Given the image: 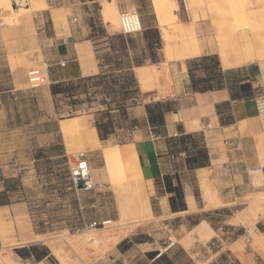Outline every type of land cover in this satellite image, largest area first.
<instances>
[{"label": "rangeland", "instance_id": "1", "mask_svg": "<svg viewBox=\"0 0 264 264\" xmlns=\"http://www.w3.org/2000/svg\"><path fill=\"white\" fill-rule=\"evenodd\" d=\"M12 1L18 3L14 6L17 11L15 14L0 9V22L4 23L0 26V167L6 170V186L12 189V199L19 205L12 212L0 214V253L10 256L12 264H26L25 259L16 252L20 248H11L12 245L20 246L26 242V233L34 229L36 233L32 238L37 239L34 242L40 248H50V258L55 264H97L106 259L111 240L117 243L120 238L146 228V224L153 220L152 207L150 214L143 211V198L147 195L144 183L128 185L124 179L127 176L125 168L119 162L111 164L105 154L109 178L104 177L103 181L108 184L101 187L102 190L96 188L90 192H75L70 182L73 156L80 152L89 154L92 149L89 131L93 127L97 128L96 124L100 125L104 135L113 134L109 147H115L117 143L128 140L134 127L143 123L132 108L152 104L159 95L144 90L134 77V71L126 70L127 67L136 62L150 66L153 62L149 58L159 60L153 64L158 69H154L163 75L153 81L154 88L166 94V88H171L177 80L176 64L187 62L188 59L167 58L162 27L155 15L153 0H102V5H93V14L99 22L102 18L113 36L104 39L105 32L99 27L98 37L94 41L99 50L98 56L109 52L107 47L110 44L116 49L111 58L112 65L108 67L111 72L91 80L62 81L60 79L68 77L72 70L64 69L61 65H50L37 42L32 45L31 38L36 32L26 28L33 11L42 8L39 0ZM212 1L178 0L181 10L176 14L180 22L186 25L192 23L197 29L204 24L213 29V26L221 23L224 28L227 25L234 27L228 23L234 21L231 15L218 13L220 10ZM119 3L125 10L119 9ZM108 6L117 8V24L106 21L104 11ZM135 10L140 14L142 23L146 21L149 25L159 26L161 45L154 44V32L144 34L143 31L135 35L122 32L120 14ZM219 19L223 20L220 22ZM146 37L153 43V49L146 45ZM216 56L220 60L219 55ZM33 68H41L49 77L48 83L37 89L31 88L28 81V72ZM166 70L169 71L167 78ZM195 70L198 73L199 68ZM58 83L64 84L63 89L72 87V90L54 97L51 85ZM71 118H76L78 128L66 135L61 131V123ZM102 150L97 153V165L103 164ZM91 168L97 181V171L94 166ZM250 175L251 180L248 182L254 186L263 184V176L252 172ZM118 181L121 185H116ZM121 202L123 204L119 207ZM237 208L241 211L239 216L248 226L247 235L252 238L251 241L246 238L242 240V248L254 253L257 264H264V192H243V202ZM102 219H112V223H118L105 228L86 229L85 221L90 224ZM200 227L208 228L209 231L202 236L198 231ZM192 233L198 234L200 240H209L213 230L204 222ZM105 234L112 237L110 242L107 240L109 244L100 239L95 242ZM210 245L212 249L216 248L215 244ZM129 258L134 260V264H144L138 261L136 252H132ZM34 263L46 264L44 259Z\"/></svg>", "mask_w": 264, "mask_h": 264}, {"label": "crops", "instance_id": "2", "mask_svg": "<svg viewBox=\"0 0 264 264\" xmlns=\"http://www.w3.org/2000/svg\"><path fill=\"white\" fill-rule=\"evenodd\" d=\"M39 2L42 8L33 11L26 28L36 32L31 38L32 45L37 42L50 65L59 66L64 61V69L72 70L68 77L60 80L111 72L108 67L112 65L116 49L110 44L109 52L98 56L94 41L99 27L105 32L104 39L113 36L102 18L99 22L93 14V5H102V0ZM246 6L250 18L264 23V0H247ZM118 7L125 10L120 3ZM55 15L61 18L59 22ZM143 26L144 34L153 29L160 34L157 24L149 25L145 21ZM146 41L147 46L151 44L150 40ZM204 55L218 53L207 49L201 56ZM142 65L145 64L134 63L131 68L137 80L136 68ZM220 65L224 72L234 71L224 76L220 87L194 90L188 62H180L176 64L177 80L171 88L167 87V95L159 88L146 90L159 95L155 102L168 104L161 122H150L146 105L132 108L143 123L134 127L130 138L117 143L115 148L118 152L127 147L135 151L140 182L144 183L153 220L144 230L120 238L117 243L111 241L113 245H108L106 259L97 264H134L129 258L132 252H136L138 261L144 264H257L254 253L242 248L241 241L252 238L247 235L248 226L239 216L241 211L237 206L243 202V192H264V182L260 186L248 182L252 169L264 164V120L259 117L255 103V97L264 94V61L228 69L221 62ZM197 71H194L196 76L201 78H207L210 73L208 69ZM244 84L249 86L243 89ZM140 86L143 88L141 83ZM207 123L213 127L207 128ZM89 136L92 149L87 160L97 171V189L102 190L101 187L108 184L103 181L104 177L109 178L104 150L112 148L109 142L113 134L101 139L98 129L93 127ZM101 149L103 164L97 165V153ZM5 171L0 167V199H8L5 204L0 200L1 215L19 205L12 199V189L6 186ZM202 178L207 179L205 185L213 196V204L209 205L205 198ZM103 220L106 219L96 222ZM204 222L213 230L209 240H200L198 234L192 233ZM33 235L34 229L26 233V242L12 245L11 249L27 248L28 257L23 259L37 262L32 249L41 248L34 242ZM210 244H215L216 248L212 249ZM45 249L44 257L50 258V248Z\"/></svg>", "mask_w": 264, "mask_h": 264}, {"label": "bare ground", "instance_id": "3", "mask_svg": "<svg viewBox=\"0 0 264 264\" xmlns=\"http://www.w3.org/2000/svg\"><path fill=\"white\" fill-rule=\"evenodd\" d=\"M212 2H215L217 4L216 8H218L217 10H220V11H218V13L219 12L220 13L225 12L223 14L228 13L231 15V18L235 22L234 21H229V22L226 21V22L231 23V25H233L234 27H231V26L228 27V25H227V28H224L221 26V24H222L221 23V24H219V26H213V29H211L208 25H205V24L201 28L197 29L196 26L193 25L192 23H190V25H186V24L180 22V19L176 14V12L180 9V4H179L178 0H153V7L155 10V15L159 19L160 25L162 27L161 33H162V39L164 41V50L166 52L167 58L169 60H182L183 61L185 59H191V58L201 56L205 50L209 49V50L217 51L222 65L227 69L240 67L242 65H245V64H248L251 62H263L264 61V23H262V24L257 23L247 15V13H246V10H247L246 2H247V0H214ZM204 3L203 4L201 3V4L204 5ZM216 4H215V6H216ZM14 6H15V3L12 0H0V9L10 10L12 13L15 14L17 11H16ZM107 8L110 10L108 11V9H106L104 11V17H105L106 21L110 22V23L111 22L112 23L118 22V21H116L117 20L116 19V13L118 11L117 8L116 7H109V6ZM55 18H56V22H59L61 19L59 16H56V15H55ZM220 20L222 21L223 19H219V21ZM10 21H12V20H10ZM211 23L212 22L210 21V25H211ZM116 26H119V25H116ZM165 27H168V29ZM211 27H212V25H211ZM116 28H118V27H116ZM155 66L156 65L150 64V66L142 65V66H138L136 68L137 78H138L139 82L141 83V85L143 86L144 90H149V89L154 88L153 81L155 82L156 80H158L159 75H163L162 72L156 71L158 68H156L157 66L156 67ZM154 67L156 68V70L154 69ZM168 72L169 71L166 70V73H167L166 78L168 77ZM160 82H161V80H160ZM156 85H157V83H156ZM75 120H76V118H72L70 120L63 121L61 123V131L64 134L68 135V134L72 133V131L74 129L77 130L78 122ZM104 154H105L107 160L111 164L119 162L120 165L123 168H125V170H126L125 173H127V179L126 178H124V179L128 183V185L133 186V185H136L140 182V180H141L140 178H142V177L140 174V170L138 169V165H137V156H136L135 151L132 149V147H127L126 149H123L120 152H118L117 148H115V147L107 148L104 150ZM204 177H207V176H204ZM205 179L206 178L203 179V188H204V192H205L204 195H205V198L208 200L209 205H210V203L213 204L212 203L213 202V196H212L210 190L208 189V186L205 185ZM206 183H208V182H206ZM116 185H121V184L118 181L116 183ZM144 196L145 197L143 198V201L145 202V205H144L145 209L143 208L144 209L143 211L150 214L151 205L149 204L150 202L148 200L147 195L145 194ZM217 197H219V196H217ZM121 201H123V200H121ZM123 202H125V201H123ZM119 204H121L119 206V207H121L123 203L121 202ZM214 204H217V203H214ZM219 205H220V202H219ZM211 206H213V205H211ZM217 207H218V205H217ZM117 223H118V221H115L112 224L116 225ZM198 231L202 236H204L206 234V232L209 231V229L204 228V227L203 228L200 227V229ZM109 233H111V232H109ZM37 237H35V238H37ZM109 238H112L111 235L105 234L101 238H98V239L95 238L96 239L95 242H98V240L100 239V240L106 242L107 244H109L108 243V242H110ZM107 240H108V242H107ZM72 241H71V244H72ZM76 241H77V239H76ZM116 242H117V239H116ZM78 243L80 244V242H78ZM106 243H104V244H106ZM84 244H85V242H84ZM100 244L103 245L102 242ZM82 248H84V247H82ZM13 263H14V261H13ZM0 264H12V260H11L10 256H7L6 254L0 253Z\"/></svg>", "mask_w": 264, "mask_h": 264}, {"label": "built area", "instance_id": "4", "mask_svg": "<svg viewBox=\"0 0 264 264\" xmlns=\"http://www.w3.org/2000/svg\"><path fill=\"white\" fill-rule=\"evenodd\" d=\"M121 30L124 34L135 35L144 31V26L140 14L135 11H127L120 14ZM4 25L0 22V26ZM65 62L61 63L64 66ZM28 81L33 89L40 88L49 81L48 75L41 68H33L28 72ZM257 112L260 118L264 120V94L255 97ZM207 128H212L211 123H207ZM253 174L264 176V165L256 166L251 171ZM70 182L71 188L77 192H90L97 188V182L93 175L92 168L87 160L85 152H80L73 156L70 165ZM112 224V219H106L100 223L92 222L85 225L86 229H97L99 227H107ZM161 255V253L159 254ZM46 264H55L50 258H45ZM26 264H35L34 261L25 260Z\"/></svg>", "mask_w": 264, "mask_h": 264}, {"label": "trees", "instance_id": "5", "mask_svg": "<svg viewBox=\"0 0 264 264\" xmlns=\"http://www.w3.org/2000/svg\"><path fill=\"white\" fill-rule=\"evenodd\" d=\"M152 32H154L155 36H156V45L157 44L159 45L161 43L159 32L157 30H153V31L148 32V33H152ZM146 39L149 40V38H147V37H146ZM152 45L153 44H148V48H151ZM152 49H153V47H152ZM150 59L153 63L157 62L153 58H150ZM187 62H188L189 71H190V74L192 77L193 88L196 91H206V90L212 89L214 87H220L223 85L224 76L234 73V71L224 72L221 68L220 60H219L218 56H216V55H204V56H200V57H195L192 59H188ZM140 64H142V63L136 62L135 65H140ZM132 66L133 65H130L129 67L126 68V70H132L131 69ZM196 67L199 69H208L210 73L208 74L207 78H201V77L196 76V74L194 72V71H196L195 70ZM127 74H129V73H127ZM98 76L99 75L86 77V78H87V80H91L94 78H98ZM80 79H83V78H80ZM202 83H205L206 85L201 86ZM63 85H64L63 83L51 85V93L54 97H57L62 92H68V91H70V89L72 90V87H66L65 89H63ZM248 86L249 85L244 84L242 86V88L244 89ZM166 109H168V104L165 105L161 102H154L152 104L147 105L146 110H147L150 122L151 123L161 122L163 120V110H166ZM96 126L98 129L99 137L101 139H105L108 134L104 135L102 133V129H101L99 124H96ZM4 194H5V192H4ZM7 201H8V199L3 197V200L1 201V203L5 204V203H7ZM32 251L34 253V256L37 259V262H40L41 260H43L45 258L44 255L47 253L45 248L39 249L38 247H35L34 249H32ZM16 252L22 258L28 257V249L27 248L17 249Z\"/></svg>", "mask_w": 264, "mask_h": 264}, {"label": "water", "instance_id": "6", "mask_svg": "<svg viewBox=\"0 0 264 264\" xmlns=\"http://www.w3.org/2000/svg\"><path fill=\"white\" fill-rule=\"evenodd\" d=\"M50 260L52 261V262H54V260L52 259V258H50ZM55 263V262H54Z\"/></svg>", "mask_w": 264, "mask_h": 264}]
</instances>
